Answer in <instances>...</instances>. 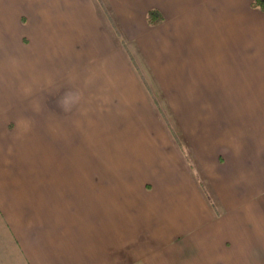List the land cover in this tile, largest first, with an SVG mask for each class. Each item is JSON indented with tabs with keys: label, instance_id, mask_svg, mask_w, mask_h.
<instances>
[{
	"label": "crops",
	"instance_id": "1",
	"mask_svg": "<svg viewBox=\"0 0 264 264\" xmlns=\"http://www.w3.org/2000/svg\"><path fill=\"white\" fill-rule=\"evenodd\" d=\"M255 2L0 0V264H264Z\"/></svg>",
	"mask_w": 264,
	"mask_h": 264
},
{
	"label": "rangeland",
	"instance_id": "2",
	"mask_svg": "<svg viewBox=\"0 0 264 264\" xmlns=\"http://www.w3.org/2000/svg\"><path fill=\"white\" fill-rule=\"evenodd\" d=\"M32 9L25 10V13L31 14ZM16 15V10L14 9V12L12 11V16ZM28 16V15H27ZM25 32H30V27L26 28ZM139 61L140 58L136 57ZM140 62V61H139ZM146 82L148 84H151V79L146 76L145 78ZM193 89H184V92L181 89H166L165 91L163 89H152V98H153V104L159 118L161 119L162 123H164L168 134H171L176 138V135H178V138H180L178 143L181 144L183 147L188 148L186 139L184 138V135L186 134L183 131V126L181 124V120H192L197 117L198 110L195 109L197 104V97L198 94H191V91ZM186 99L187 97H191V99L195 100V102H190L189 104L183 105V109L177 108L178 106V100L179 98ZM204 98V95L202 94L201 98ZM222 97H226L225 95H222ZM197 101V102H196ZM172 102V103H171ZM189 106V108H188ZM188 108V109H187ZM141 109L144 111L143 107ZM213 115V114H212ZM157 119V120H158ZM212 119V117L210 118ZM211 124V123H210ZM159 127L155 126V124L150 123L149 130L152 133H157ZM78 144H81L80 149L84 150V146L87 144L86 141L80 139L78 140ZM76 164H78V159Z\"/></svg>",
	"mask_w": 264,
	"mask_h": 264
},
{
	"label": "trees",
	"instance_id": "3",
	"mask_svg": "<svg viewBox=\"0 0 264 264\" xmlns=\"http://www.w3.org/2000/svg\"><path fill=\"white\" fill-rule=\"evenodd\" d=\"M254 6L259 7L260 9L264 10V0H256V2L254 3ZM155 16L154 12H151L149 14V23H153V17ZM151 93H153L152 89H149ZM176 139L179 140L180 138H178V135H176ZM179 142V141H178Z\"/></svg>",
	"mask_w": 264,
	"mask_h": 264
}]
</instances>
